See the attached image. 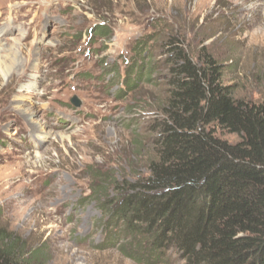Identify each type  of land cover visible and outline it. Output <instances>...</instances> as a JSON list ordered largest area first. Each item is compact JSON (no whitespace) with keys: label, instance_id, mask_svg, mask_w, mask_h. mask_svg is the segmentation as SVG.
<instances>
[{"label":"rangeland","instance_id":"rangeland-1","mask_svg":"<svg viewBox=\"0 0 264 264\" xmlns=\"http://www.w3.org/2000/svg\"><path fill=\"white\" fill-rule=\"evenodd\" d=\"M171 41L264 100V0H0V226L44 264H145L107 207L158 159ZM156 262L186 264L175 248Z\"/></svg>","mask_w":264,"mask_h":264},{"label":"trees","instance_id":"trees-1","mask_svg":"<svg viewBox=\"0 0 264 264\" xmlns=\"http://www.w3.org/2000/svg\"><path fill=\"white\" fill-rule=\"evenodd\" d=\"M169 52L174 67L158 159L147 178L122 186L107 207L124 235L146 240L135 243L143 255L125 254L159 263L175 248L186 264H264V100L239 98L212 56L195 62L172 41ZM139 59L133 82L127 77L130 89L145 76ZM214 127L238 141L220 139ZM0 264H44V256L0 226Z\"/></svg>","mask_w":264,"mask_h":264},{"label":"bare ground","instance_id":"bare-ground-1","mask_svg":"<svg viewBox=\"0 0 264 264\" xmlns=\"http://www.w3.org/2000/svg\"><path fill=\"white\" fill-rule=\"evenodd\" d=\"M4 63V62H3ZM2 64V63H1ZM6 66V65H5ZM35 84L33 83V84H31V86H29V87H26V90L28 91V92H30V91H32L34 88H35ZM42 140H44V139H46V137H40Z\"/></svg>","mask_w":264,"mask_h":264},{"label":"water","instance_id":"water-1","mask_svg":"<svg viewBox=\"0 0 264 264\" xmlns=\"http://www.w3.org/2000/svg\"><path fill=\"white\" fill-rule=\"evenodd\" d=\"M72 103L78 107L81 105V103L77 97L73 98Z\"/></svg>","mask_w":264,"mask_h":264}]
</instances>
